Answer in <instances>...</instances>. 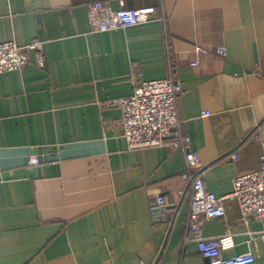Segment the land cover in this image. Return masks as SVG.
I'll list each match as a JSON object with an SVG mask.
<instances>
[{
  "label": "crops",
  "instance_id": "obj_1",
  "mask_svg": "<svg viewBox=\"0 0 264 264\" xmlns=\"http://www.w3.org/2000/svg\"><path fill=\"white\" fill-rule=\"evenodd\" d=\"M96 1L155 14L94 31ZM8 40L41 41L45 65L29 51L30 63L0 73V264H209L191 235L184 243L182 149H128L120 108L100 103L172 67L205 185L231 192L264 155V0H0V42ZM223 206L202 234L229 229L235 246L223 255L250 252L248 264H264V218L245 221L234 199Z\"/></svg>",
  "mask_w": 264,
  "mask_h": 264
},
{
  "label": "built area",
  "instance_id": "obj_2",
  "mask_svg": "<svg viewBox=\"0 0 264 264\" xmlns=\"http://www.w3.org/2000/svg\"><path fill=\"white\" fill-rule=\"evenodd\" d=\"M154 14L155 8L150 5L112 9L107 2L96 1L88 6L89 24L92 30L99 32L144 23ZM42 47V42L38 40L22 46L13 40L0 42V73L21 69L30 63L29 51L34 52L35 64L44 67ZM195 48L198 52L206 54L214 52L224 55L226 52L224 47L208 49L196 45ZM196 64L197 61L192 63V65ZM181 92L182 86L173 68L170 67L166 77L141 80L135 84L130 95L106 99L100 105L102 107L117 105L120 108L122 136L126 140L128 149L161 145L182 149L185 160L182 178L188 181L190 193L184 243L192 236L199 254L209 264H248L254 260L250 252L237 253L229 257L223 255L224 251L235 246L234 234L229 229L221 235L204 236L202 228L206 219L224 217L225 198L238 202L241 217L245 221L250 218H264V155L257 169L234 178L231 192L216 195L208 190L199 156L191 150L190 137L182 131V121L177 109V100ZM208 114L207 111L202 112L204 116ZM232 157L235 158L236 154ZM39 162L38 157L27 158L28 165H37ZM180 193H183V190ZM156 202L161 206L167 204L166 198L162 195L157 196Z\"/></svg>",
  "mask_w": 264,
  "mask_h": 264
}]
</instances>
